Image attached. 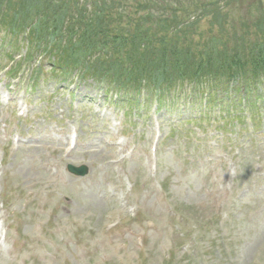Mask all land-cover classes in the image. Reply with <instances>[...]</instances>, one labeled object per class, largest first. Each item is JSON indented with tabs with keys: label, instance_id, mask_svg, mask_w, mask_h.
I'll list each match as a JSON object with an SVG mask.
<instances>
[{
	"label": "rangeland",
	"instance_id": "374dc122",
	"mask_svg": "<svg viewBox=\"0 0 264 264\" xmlns=\"http://www.w3.org/2000/svg\"><path fill=\"white\" fill-rule=\"evenodd\" d=\"M162 1V33L196 18L203 33L264 40V0ZM8 33L0 24V264H264V82L254 107L240 95L206 107L188 85L157 106L55 71L39 50L22 59L26 35L11 48Z\"/></svg>",
	"mask_w": 264,
	"mask_h": 264
},
{
	"label": "trees",
	"instance_id": "16d2710c",
	"mask_svg": "<svg viewBox=\"0 0 264 264\" xmlns=\"http://www.w3.org/2000/svg\"><path fill=\"white\" fill-rule=\"evenodd\" d=\"M149 2L126 13L110 0H0V21L13 36L11 45L28 28L22 59L39 50L63 74L75 71L133 95L145 91L158 102L164 88L188 82L204 85L210 104L240 95L255 106L261 94L254 90L264 82V40L247 45L243 32L237 44L234 32L203 33L196 18L186 23L185 33L174 22L162 33L168 20L152 17L150 10H168V4ZM140 7L144 13L136 16ZM258 29L264 33V16ZM191 30L201 32L198 39L190 40Z\"/></svg>",
	"mask_w": 264,
	"mask_h": 264
},
{
	"label": "water",
	"instance_id": "95a60500",
	"mask_svg": "<svg viewBox=\"0 0 264 264\" xmlns=\"http://www.w3.org/2000/svg\"><path fill=\"white\" fill-rule=\"evenodd\" d=\"M67 170L76 176H83L87 173L88 168L87 166H84V165L80 167H75L69 164L67 165Z\"/></svg>",
	"mask_w": 264,
	"mask_h": 264
}]
</instances>
